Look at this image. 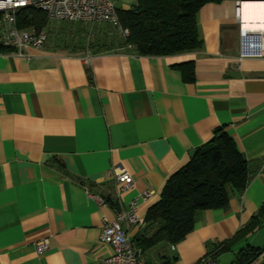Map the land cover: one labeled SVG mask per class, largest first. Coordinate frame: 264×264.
Wrapping results in <instances>:
<instances>
[{
	"label": "crops",
	"instance_id": "obj_1",
	"mask_svg": "<svg viewBox=\"0 0 264 264\" xmlns=\"http://www.w3.org/2000/svg\"><path fill=\"white\" fill-rule=\"evenodd\" d=\"M111 2L126 10L135 0ZM235 6L199 8L194 51H95L72 45L78 34L70 31L56 43L0 52V264H99L112 251L98 235L113 209L143 220L216 128L247 160L248 182L225 206L201 210L162 260L196 264L250 221L264 202V57H239ZM184 62L193 63L192 81L182 80ZM115 167L133 178L118 196ZM139 225H123L129 238ZM45 238L53 245L38 252ZM245 245L264 247V225L217 256L231 262ZM250 264H264V251Z\"/></svg>",
	"mask_w": 264,
	"mask_h": 264
},
{
	"label": "trees",
	"instance_id": "obj_2",
	"mask_svg": "<svg viewBox=\"0 0 264 264\" xmlns=\"http://www.w3.org/2000/svg\"><path fill=\"white\" fill-rule=\"evenodd\" d=\"M221 1L135 0L126 10L116 9L119 27L127 30L126 36L109 22H100L93 27L91 23H76L78 39H73L71 44L79 47L91 45L95 51L125 49L137 55L164 56L194 51L202 45L196 13L206 3ZM47 23L45 13L34 7L25 8L17 14L20 30H46ZM1 26L0 14V52H12L15 48L1 40ZM112 28H116L118 33H114ZM177 68L182 80H193L192 62L180 63ZM249 177L248 162L233 138L223 129L216 128L213 137L167 179L159 200L148 208L137 233L130 238L141 261L156 264L157 259L162 260L163 248L176 244L191 232L201 210L225 206L232 194L245 188ZM262 225L264 202L230 240L215 244L205 255L215 259L227 251L235 240ZM263 251L264 247L245 245L236 252L230 264H250ZM169 262L162 260L161 264Z\"/></svg>",
	"mask_w": 264,
	"mask_h": 264
},
{
	"label": "built area",
	"instance_id": "obj_3",
	"mask_svg": "<svg viewBox=\"0 0 264 264\" xmlns=\"http://www.w3.org/2000/svg\"><path fill=\"white\" fill-rule=\"evenodd\" d=\"M241 2L235 6L239 23V57H264V27L250 29L243 26ZM28 7L40 9L49 21L109 22L115 25L123 36L127 35V30L119 27L117 10L111 0H0L1 40L4 44L13 46L17 52L27 46L40 47L46 39L45 29L20 30L17 27V14ZM112 174L116 182L117 196L132 186L133 178L123 168L115 167ZM97 203L103 204V201L98 199ZM113 210V219L103 222L98 235L99 242L111 245L112 251L100 260L99 264H143L123 227L141 224L142 219L132 210ZM52 245V240L45 238L37 243L36 250L42 252ZM196 264H215V260L204 255Z\"/></svg>",
	"mask_w": 264,
	"mask_h": 264
},
{
	"label": "rangeland",
	"instance_id": "obj_4",
	"mask_svg": "<svg viewBox=\"0 0 264 264\" xmlns=\"http://www.w3.org/2000/svg\"><path fill=\"white\" fill-rule=\"evenodd\" d=\"M83 24H87V22H80ZM76 23L74 22H66V21H49L47 23V29H46V42H51V43H56L57 41L61 40L62 38L65 39L68 37V35H70V31L74 32L75 31V25ZM90 24V23H89ZM96 24H100V22H95V23H91L90 26H94ZM89 29V27H87ZM31 28H27V30H30ZM114 33H118V30L116 28H112ZM63 34L65 36V34H67L65 37L63 36L62 38H60V34ZM91 38V37H90ZM219 256V255H218ZM217 256V257H218ZM228 255H226L223 258H217L216 259V264H229L230 259L228 260ZM225 258V259H224ZM228 261V262H227ZM232 261V260H231ZM227 262V263H226ZM142 263L143 259H142Z\"/></svg>",
	"mask_w": 264,
	"mask_h": 264
},
{
	"label": "bare ground",
	"instance_id": "obj_5",
	"mask_svg": "<svg viewBox=\"0 0 264 264\" xmlns=\"http://www.w3.org/2000/svg\"><path fill=\"white\" fill-rule=\"evenodd\" d=\"M240 6L243 26L250 29L264 27V0H243Z\"/></svg>",
	"mask_w": 264,
	"mask_h": 264
},
{
	"label": "water",
	"instance_id": "obj_6",
	"mask_svg": "<svg viewBox=\"0 0 264 264\" xmlns=\"http://www.w3.org/2000/svg\"><path fill=\"white\" fill-rule=\"evenodd\" d=\"M240 4V1H236V5H239Z\"/></svg>",
	"mask_w": 264,
	"mask_h": 264
}]
</instances>
